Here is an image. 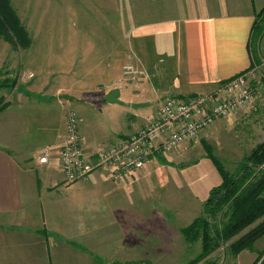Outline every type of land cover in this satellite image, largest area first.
Here are the masks:
<instances>
[{
    "label": "crops",
    "instance_id": "1",
    "mask_svg": "<svg viewBox=\"0 0 264 264\" xmlns=\"http://www.w3.org/2000/svg\"><path fill=\"white\" fill-rule=\"evenodd\" d=\"M40 2L43 10L55 6L70 14L69 21L41 27L70 29V35L37 36L33 45L46 47L19 56L28 81L0 83V264L148 262L144 252L153 245L156 251L157 239L145 235L160 223L152 204L167 203L158 201L154 183L167 185L176 171L195 166L180 161L202 139L210 142L233 127L232 119L219 120L177 151L154 154L123 181L103 167L66 184L59 153L67 112L76 111L91 154L143 127L164 98L211 93L259 65L250 45L264 0ZM129 61L149 77L122 82ZM112 89L118 102L106 100ZM45 146L51 157L41 164Z\"/></svg>",
    "mask_w": 264,
    "mask_h": 264
},
{
    "label": "rangeland",
    "instance_id": "2",
    "mask_svg": "<svg viewBox=\"0 0 264 264\" xmlns=\"http://www.w3.org/2000/svg\"><path fill=\"white\" fill-rule=\"evenodd\" d=\"M11 4L20 19L19 22L27 31L30 45L18 48L12 44L11 40L0 35V83L5 86L8 82L13 83L14 86L18 82L26 83L30 78L28 73L25 74L26 72L22 71V59L19 56L38 48V46L46 47V45L37 43L33 45L37 36L70 35V29H63L59 26L56 28L41 27V23L58 24L65 22L66 19L69 21V12L56 11L54 10L55 6H49L50 8L43 10L44 4L40 0H11ZM260 59V83L254 92L253 101L244 109L230 116L233 127L227 125L226 130L217 131L216 134H213L215 138L209 140L214 147V154L230 171L236 168L252 148L264 141V56L261 53ZM124 81L122 80V82ZM198 149L197 152L191 156L183 157L184 159L180 161V163L184 162L195 166L176 171V180L167 185L154 183L155 191L153 192L158 195V201L167 199V203L164 201V203L158 202V205L152 204L155 208L158 206L160 223L158 222L157 228L153 225L152 235L146 234L145 238L152 237L153 242L157 239L158 250L154 251L155 246L153 245L151 253L144 252V255L150 259L148 262L133 261L123 264H188L201 252L202 242L200 240L196 243L187 242L180 234V228L187 226L203 213V203L200 201L207 198L212 187L220 184L222 178L212 157L207 155L208 150L204 143ZM148 232L150 231L148 230ZM227 247L228 243L221 244L209 256L210 261L216 264H252L256 259L253 264H259L264 258L262 256L259 259L261 251L264 250V237L255 242L254 248L243 250L237 257L228 254ZM257 261L258 263H256ZM203 264L205 263L203 262Z\"/></svg>",
    "mask_w": 264,
    "mask_h": 264
},
{
    "label": "built area",
    "instance_id": "3",
    "mask_svg": "<svg viewBox=\"0 0 264 264\" xmlns=\"http://www.w3.org/2000/svg\"><path fill=\"white\" fill-rule=\"evenodd\" d=\"M160 62H163L161 60ZM156 67V64H155ZM122 80L139 82L148 78L145 67L129 61L122 69ZM259 65L220 84L207 94L168 96L160 101L156 115L127 139L88 153L82 143L75 110L66 115V135L60 147L59 162L66 184L86 180L99 168H109L114 181H123L156 153L167 154L199 139L219 120L247 107L254 99L253 83H260ZM51 146H45L39 162L47 164Z\"/></svg>",
    "mask_w": 264,
    "mask_h": 264
},
{
    "label": "trees",
    "instance_id": "4",
    "mask_svg": "<svg viewBox=\"0 0 264 264\" xmlns=\"http://www.w3.org/2000/svg\"><path fill=\"white\" fill-rule=\"evenodd\" d=\"M19 20L11 0H0V35L18 48L27 47L30 39ZM250 46L255 62L260 64V53L264 56V7L254 22ZM201 142L220 172L222 182L212 187L203 213L183 227L182 234L189 243L202 242L201 252L188 264L202 260L200 264H216L209 256L221 244L228 243L227 253L237 257L243 250L254 248L255 242L264 237V141L252 148L232 171L214 154L211 143L204 139ZM262 256L264 250L259 259ZM263 262L264 258L259 264Z\"/></svg>",
    "mask_w": 264,
    "mask_h": 264
},
{
    "label": "water",
    "instance_id": "5",
    "mask_svg": "<svg viewBox=\"0 0 264 264\" xmlns=\"http://www.w3.org/2000/svg\"><path fill=\"white\" fill-rule=\"evenodd\" d=\"M119 91L112 89L106 94V100L109 102H118Z\"/></svg>",
    "mask_w": 264,
    "mask_h": 264
}]
</instances>
